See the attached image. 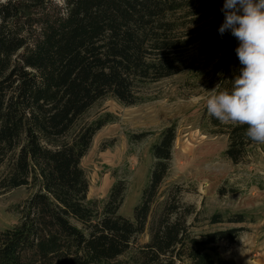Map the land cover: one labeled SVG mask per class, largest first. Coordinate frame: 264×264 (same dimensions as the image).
<instances>
[{
	"label": "trees",
	"instance_id": "16d2710c",
	"mask_svg": "<svg viewBox=\"0 0 264 264\" xmlns=\"http://www.w3.org/2000/svg\"><path fill=\"white\" fill-rule=\"evenodd\" d=\"M2 1L0 192L39 189L18 206V225L0 232V264H215L206 253L210 246L235 243L244 229L193 238L186 218L191 208L177 198H170L153 221L150 243L132 258H121L145 232L168 175L176 130L166 128L152 147L156 162L131 221L119 214L126 182L112 186L99 212L97 201L88 199L81 167L95 135L112 120L81 122L109 96L128 107L145 103L141 89L176 75L179 54L189 46L198 43L201 55L219 68L236 55L238 40L202 28L182 37L184 27L174 16L191 5L187 0ZM247 129L229 126L225 154L234 164L260 143ZM225 221L238 224L246 218L212 215V224Z\"/></svg>",
	"mask_w": 264,
	"mask_h": 264
},
{
	"label": "rangeland",
	"instance_id": "374dc122",
	"mask_svg": "<svg viewBox=\"0 0 264 264\" xmlns=\"http://www.w3.org/2000/svg\"><path fill=\"white\" fill-rule=\"evenodd\" d=\"M187 1L191 5L174 16L177 24L184 27L181 36L200 28L219 33L225 18L221 12L225 0ZM200 9L204 12L194 15ZM207 15L211 16L207 18ZM179 57L176 75L148 83L141 89L145 103L128 107L109 96L83 116L82 124L106 116L112 120L98 131L81 160L89 183L88 199L97 201L102 212L112 186L124 180L127 191L119 214L135 221V208L149 186L156 162L152 147L165 129L173 126L176 140L168 175L153 202L145 232L136 236L131 250L121 258H132L150 243L153 221L170 198L172 201L177 198L183 208H191L192 214L186 218L193 238L244 229L235 243L224 241L210 246L213 249L206 253L215 264H264V143L251 145L245 158L234 164L225 152L230 144L229 126L236 124L223 123L207 110V97L215 94L209 91L218 84L216 92L230 90L231 81L243 66L236 54L229 63L225 61L223 67L217 68V61L201 55L198 43L189 46ZM214 120L219 122L217 126ZM38 189L31 186L0 192V232L18 225V206ZM214 214L225 220L243 215L246 221L212 224Z\"/></svg>",
	"mask_w": 264,
	"mask_h": 264
},
{
	"label": "clouds",
	"instance_id": "9594fccd",
	"mask_svg": "<svg viewBox=\"0 0 264 264\" xmlns=\"http://www.w3.org/2000/svg\"><path fill=\"white\" fill-rule=\"evenodd\" d=\"M219 28L230 33L239 46L236 54L243 66L234 77L232 88L209 91L207 110L223 123L247 125V136L264 143V0H225Z\"/></svg>",
	"mask_w": 264,
	"mask_h": 264
}]
</instances>
